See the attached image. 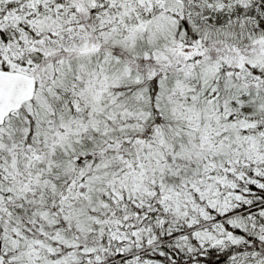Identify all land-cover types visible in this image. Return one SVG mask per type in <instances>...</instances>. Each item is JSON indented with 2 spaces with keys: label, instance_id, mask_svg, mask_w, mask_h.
Returning a JSON list of instances; mask_svg holds the SVG:
<instances>
[{
  "label": "snow or ice",
  "instance_id": "6c2138e0",
  "mask_svg": "<svg viewBox=\"0 0 264 264\" xmlns=\"http://www.w3.org/2000/svg\"><path fill=\"white\" fill-rule=\"evenodd\" d=\"M0 264H264V0H0Z\"/></svg>",
  "mask_w": 264,
  "mask_h": 264
}]
</instances>
